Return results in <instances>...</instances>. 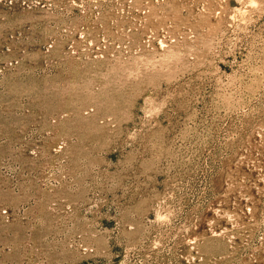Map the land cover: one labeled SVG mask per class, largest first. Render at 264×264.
I'll return each mask as SVG.
<instances>
[{
	"label": "rangeland",
	"instance_id": "1",
	"mask_svg": "<svg viewBox=\"0 0 264 264\" xmlns=\"http://www.w3.org/2000/svg\"><path fill=\"white\" fill-rule=\"evenodd\" d=\"M0 264H264V0H0Z\"/></svg>",
	"mask_w": 264,
	"mask_h": 264
}]
</instances>
